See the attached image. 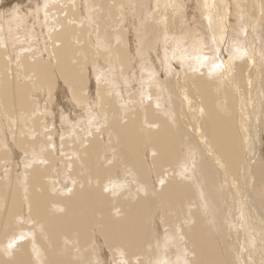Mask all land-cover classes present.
I'll return each mask as SVG.
<instances>
[{
    "label": "bare ground",
    "instance_id": "1",
    "mask_svg": "<svg viewBox=\"0 0 264 264\" xmlns=\"http://www.w3.org/2000/svg\"><path fill=\"white\" fill-rule=\"evenodd\" d=\"M0 264H264V0H0Z\"/></svg>",
    "mask_w": 264,
    "mask_h": 264
},
{
    "label": "rangeland",
    "instance_id": "2",
    "mask_svg": "<svg viewBox=\"0 0 264 264\" xmlns=\"http://www.w3.org/2000/svg\"><path fill=\"white\" fill-rule=\"evenodd\" d=\"M23 1V0H22Z\"/></svg>",
    "mask_w": 264,
    "mask_h": 264
}]
</instances>
